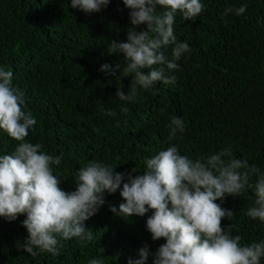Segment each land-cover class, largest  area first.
Instances as JSON below:
<instances>
[{
  "label": "trees",
  "instance_id": "obj_1",
  "mask_svg": "<svg viewBox=\"0 0 264 264\" xmlns=\"http://www.w3.org/2000/svg\"><path fill=\"white\" fill-rule=\"evenodd\" d=\"M201 2L206 8L194 21L176 15L174 34L190 46L172 73L177 82L138 87L127 102L115 96L117 88L127 94L131 83V76L121 75L126 61L123 54L107 52L111 40L126 42L131 27L122 0L91 14L71 8L70 0H0V67L13 72V87L25 94L26 109L37 119L26 140L41 143L47 154L63 155L52 168L65 191L75 190L77 171L90 161L138 175L146 159L172 145L193 160L230 148L233 157L264 173V0ZM245 4L243 14H225ZM104 63L118 66L120 80L99 70ZM173 116L184 121L185 130L170 141ZM16 144L0 130V155L11 154ZM257 179L239 197L216 201L234 211L222 226L227 231L233 225L231 235H240L243 244L264 240V222L245 214L254 206ZM121 202L119 190L105 193V204L85 222L93 241L61 240L57 256L32 257L17 247L28 236L22 226L26 216L11 222L0 217V264H88L93 258L128 264L145 245L154 253L166 241L151 239L146 229L151 212L124 218L110 211L115 206L119 212ZM152 262L149 256L147 264Z\"/></svg>",
  "mask_w": 264,
  "mask_h": 264
},
{
  "label": "clouds",
  "instance_id": "obj_2",
  "mask_svg": "<svg viewBox=\"0 0 264 264\" xmlns=\"http://www.w3.org/2000/svg\"><path fill=\"white\" fill-rule=\"evenodd\" d=\"M110 0H70L73 9L85 14L99 13ZM129 10L131 27L126 42L113 39L107 52L123 54L126 61L121 75L131 76L128 92L117 88L115 96L132 102L138 87L149 89L156 82L175 84L172 73L179 69L177 61L190 51L186 42L177 40L174 23L177 13L185 21H194L206 6L201 0H122ZM247 5L231 7L225 14L235 11L241 15ZM144 25L137 31V27ZM171 58L167 55L169 46ZM116 68L107 63L100 71L120 80ZM13 72L0 67V130L16 141L11 154L0 155V217L15 221L24 215L22 226L28 236L24 251L32 257L40 253L57 256L63 247L61 240H77L84 244L94 239L93 231L85 222L96 215L105 204V193L119 190L122 201L119 212L115 206L110 211L129 218L143 217L151 239L166 242L152 253L147 245L139 248L134 262L147 264H261L264 258V240L243 244L240 235H231L233 225L226 229L222 221H231L234 211L221 206L226 197H239L250 185L253 176L254 206L245 213L252 220L264 222V173L248 161L235 158L230 148L206 158L193 160L180 154L172 145L145 160V170L138 175L132 169L127 174L99 161H90L77 171L75 190L65 191L61 179L54 174L52 165H60L63 155H50L41 143L27 141L29 130L37 119L26 109L25 94L13 87ZM127 107L121 112L129 113ZM105 114L116 113L105 110ZM169 140L185 130L184 121L176 116L168 125ZM95 131V129H94ZM126 181V182H125ZM104 253V249H100ZM88 264H105L93 258Z\"/></svg>",
  "mask_w": 264,
  "mask_h": 264
}]
</instances>
